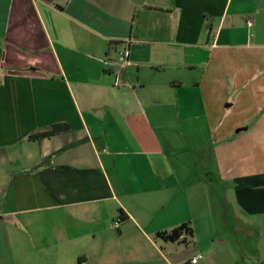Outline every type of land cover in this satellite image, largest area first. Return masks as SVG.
Listing matches in <instances>:
<instances>
[{"label":"crops","instance_id":"crops-1","mask_svg":"<svg viewBox=\"0 0 264 264\" xmlns=\"http://www.w3.org/2000/svg\"><path fill=\"white\" fill-rule=\"evenodd\" d=\"M210 146L264 264V0H0V264H240Z\"/></svg>","mask_w":264,"mask_h":264},{"label":"trees","instance_id":"trees-1","mask_svg":"<svg viewBox=\"0 0 264 264\" xmlns=\"http://www.w3.org/2000/svg\"><path fill=\"white\" fill-rule=\"evenodd\" d=\"M69 131H70V126L68 124L60 123V124L52 125L43 131L33 133L32 135H30L28 139L33 142H40L60 134L68 133ZM195 155H196L197 165L199 167V170L203 173L204 175L203 178L206 183L216 182V183H221L222 185L226 184L220 178L217 168V160L215 157V152L213 147L210 146L207 148L196 150ZM48 161L49 160L47 159L46 161L42 162L38 167L47 166ZM223 188L224 187H222V189ZM223 199L225 200L224 196ZM120 217H121L120 220L123 221L124 219H126L127 216L124 214L123 211H121ZM185 235L189 236L190 238L193 237V231L187 225H183L173 230L170 233H161L159 234V237L165 241L178 242L180 238L184 237Z\"/></svg>","mask_w":264,"mask_h":264},{"label":"rangeland","instance_id":"rangeland-1","mask_svg":"<svg viewBox=\"0 0 264 264\" xmlns=\"http://www.w3.org/2000/svg\"><path fill=\"white\" fill-rule=\"evenodd\" d=\"M114 54V53H112ZM115 55V54H114ZM199 175L204 177L203 173L200 171ZM204 179V178H203ZM210 186H213L214 189L208 190L213 193L212 190H214V200L212 202L214 203L213 206H216V209H214V212L219 215L221 213H224L226 216L225 218H228V225L225 226L221 219L218 220V227L219 232L221 236L225 238L226 241L230 244L232 247L234 253L238 257V262L240 264H249L250 262H247L248 260H253L255 262V253H253V249L257 245L258 239L255 236L249 237V235L246 233V231L242 232H232L230 231V227L233 226V221H229L231 218L230 215H232V208L229 205H225L224 199H223V192L230 191V185L229 184H221L212 182L210 183ZM222 187H224L222 189Z\"/></svg>","mask_w":264,"mask_h":264},{"label":"built area","instance_id":"built-area-1","mask_svg":"<svg viewBox=\"0 0 264 264\" xmlns=\"http://www.w3.org/2000/svg\"><path fill=\"white\" fill-rule=\"evenodd\" d=\"M248 27H252V22L248 21L247 22ZM111 52H114V54L116 55V61H118L121 65H125L128 62V57H129V52L128 50L124 49V50H115L114 47H112V49L110 50ZM114 86L116 88H123L126 86L125 80H124V76L122 73H119L115 76V83ZM119 222L116 223V227L118 226ZM202 255H198L196 258H194L191 263L192 264H197L198 261L200 259H202Z\"/></svg>","mask_w":264,"mask_h":264}]
</instances>
